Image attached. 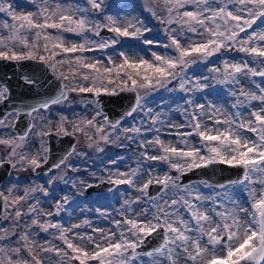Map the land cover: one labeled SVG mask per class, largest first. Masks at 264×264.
I'll return each mask as SVG.
<instances>
[{
	"label": "snow or ice",
	"instance_id": "6c2138e0",
	"mask_svg": "<svg viewBox=\"0 0 264 264\" xmlns=\"http://www.w3.org/2000/svg\"><path fill=\"white\" fill-rule=\"evenodd\" d=\"M88 5L87 8L79 6L73 8L57 3L53 7L48 0H44L43 7L36 5L35 13L18 15L12 4L7 3V0H0V13L18 22L12 24L8 21L0 22V28L8 30L7 33H0V58L16 61L38 59L45 63L57 79L61 80H68L69 75L75 79L79 75L80 79L88 81L91 76L93 87L73 89L81 93H94L97 97L102 92L115 95L117 89L120 92L133 93L134 103L123 114L125 118H135L134 114L144 111L145 97L150 92L158 88L168 89L173 82L178 84V90L181 92H202L208 87L207 83H202L199 79L187 78L185 70L191 64L217 56L222 50L227 52L234 49L244 53L248 59H241L239 62L223 60L222 67L211 69L221 73L222 79L218 80V83L238 86L242 79L256 76L264 80V0H144L147 11L168 26L165 32L169 42L158 44L159 47L166 49V52L157 54L154 51L151 53L152 60L144 58L137 60L130 59L129 54L122 51L118 54L119 63L109 57L106 64L98 60L86 62L87 57L81 54L113 47L121 43L120 38H135L148 45H152L154 41L141 39L147 28L138 20L121 22L108 16L103 24L90 21L87 15L93 11H102L103 0H88ZM101 29L113 34L108 41L97 43L84 35L92 33L99 37ZM49 30H55V34ZM63 33L81 36L83 43L66 47ZM188 34L197 35L199 40L193 39ZM29 37L32 38L31 45H29ZM40 41H43L42 48L45 53L43 55L38 54L41 49ZM10 44L12 47L9 46ZM20 45L29 48V51L17 53L13 50ZM61 53L64 55L57 60L56 57ZM257 63L260 65L259 68L251 66ZM73 64L75 68L71 67ZM58 65H69V73L61 71ZM79 69L87 70L88 74L81 75ZM105 80L107 85L112 86L111 88L104 84ZM98 81L100 84L96 86ZM25 83L35 86L37 82L25 77ZM141 90H144L143 96ZM257 91L258 95L255 92L249 95L242 88L239 89L240 94L249 101L259 102L258 105L253 106L258 110L252 111L247 121L239 119V113H233L231 118L220 120L217 116L223 113L214 104L211 102L202 104L186 97L185 103L198 111L189 114L188 124L179 126L190 127L191 131L176 132V135L182 137L180 143L185 147L165 144L159 135L142 145L145 148L143 155L146 160L167 163L171 169L181 175L214 164L242 168L243 179L230 183L260 186L258 194L256 188L249 187L250 198L253 200L249 208H243L232 200L231 203L239 211L238 213L235 210L229 211L224 207L222 200L218 201L219 193L216 196L204 195L196 186L180 185L179 176L173 177L165 173L162 177L152 176L138 190L147 198L151 207L141 209L133 218L124 216L121 221H117L116 227H123L125 231L112 230L106 233L103 229H94V232L100 233L99 240L93 236L74 233V230L79 229L81 225L64 228L61 224L51 221L41 224L39 220L32 219V214H40L38 201L37 204L29 207L26 213H22L17 208L8 216L18 222L22 215H28L31 224L38 226L41 231L47 233L50 229L56 230L62 246L57 248L49 242L50 246L43 247L41 251L55 253L56 257L61 258V264H65V258L71 260L73 264H134L141 255L163 257L159 264H178L180 259H183L185 264H261L264 262V87L257 85ZM8 92L7 86H0V101L7 99ZM231 95L235 96L236 92L233 91ZM65 98V92L61 91L60 95L42 101L38 107L33 106L31 111L48 109ZM205 110L212 123L211 127L203 122ZM151 113L152 110L148 109L147 114L151 115ZM102 116V113H96V117ZM96 117L82 120L80 124H86L90 128H95L97 133H103V127H96L99 123ZM103 118L105 124L114 132L120 131L121 120L111 121L107 117ZM64 119L61 117L59 131L63 135H69L63 125ZM158 121L157 114L152 120V125ZM12 126L0 120V127ZM76 131L86 134L87 130L74 124L73 132ZM146 131L159 133V129L152 126ZM123 132L140 133L141 128H125ZM41 134L49 135L47 132ZM192 135L199 137L198 146H193L187 139H183ZM99 138L101 141H108L109 136L102 134ZM19 139L24 141L26 135L21 134ZM0 144L10 147V163L11 157L17 155L16 149L21 147V144H16L13 139H0ZM151 148H158L162 154L148 155V150ZM44 151L47 152L48 149L45 148ZM75 151L76 149L72 147L59 162L50 166L49 171L65 165L67 157ZM21 159L25 157L21 156ZM43 160L47 163L48 157L44 156ZM28 163L34 169L40 167V159L37 157L32 158ZM138 170L137 168L132 169L130 173H119L121 178L110 182L134 187L133 178L137 176ZM154 184L160 186L159 199L148 195V188ZM217 187L226 189L228 185L219 184ZM168 190L173 192L170 198H166ZM6 191L7 195L4 191H0V205L5 208L8 207L9 202L11 205H17L20 204L21 199L27 202L30 198L29 190H25L22 198L13 197L12 188ZM31 191L34 192L35 189ZM41 191L43 192V189ZM64 200L66 201L67 197H64ZM206 202H210L211 206ZM135 203L139 204L140 200ZM125 205H129V202L125 201ZM62 208V203L57 204L56 211L48 215H58ZM124 211H130V205ZM243 214L248 216L245 224H241L239 220V215ZM8 216L5 218L7 219ZM84 223L88 224V221ZM16 226L19 224L17 223ZM69 233H74L71 239ZM153 234L162 235V245L154 251L138 252L145 238ZM12 235L16 233H9L8 229L0 230V242H3L0 244V264H43V258L37 256L33 250L35 245L29 239V232L20 235L18 246L5 247V244H11ZM83 241H87V246H81ZM217 249L223 254H217Z\"/></svg>",
	"mask_w": 264,
	"mask_h": 264
},
{
	"label": "rangeland",
	"instance_id": "374dc122",
	"mask_svg": "<svg viewBox=\"0 0 264 264\" xmlns=\"http://www.w3.org/2000/svg\"><path fill=\"white\" fill-rule=\"evenodd\" d=\"M14 6L16 14L35 13L37 11L36 5L43 7L44 0H7ZM53 7L57 3H62L65 6L73 8L79 6L80 8H87L88 0H48ZM108 16L118 19L121 22L137 20L147 28L143 32L141 39H151L154 41L152 45L142 43L141 40L135 38H120L121 43L104 50L86 51L81 54L87 57L86 62L101 61L107 63L109 57H112L116 63L120 62L118 54L125 52L129 54L130 59L144 58L152 60V52L157 54H164L166 49L161 48L158 44L168 43L169 39L166 35L165 29L167 25L160 22V20L152 16L144 7V0H103L102 11H93L87 15L90 21L97 24L106 22ZM8 21L10 24L18 23L11 20V17L0 13V22ZM137 26H140L137 24ZM175 27V25H173ZM7 29L0 28V33H7ZM55 34V30H49ZM89 39L95 40L97 43L108 41L110 38L96 37L92 33H85ZM193 39L199 40L195 34H188ZM64 45L70 47L72 44L79 45L83 43V38L74 33H63ZM32 43V38L29 37V45ZM41 49L39 55L45 54L43 52V41H40ZM12 47V45H9ZM90 47V45H86ZM51 48V45H49ZM17 53H26L29 48L20 45L13 48ZM64 54H59L56 59L59 60ZM219 57V58H218ZM241 59H248L244 53H239L236 50H229L208 58L207 61L197 62L191 64L185 71L187 78L199 79L202 83H207L208 87L202 92L197 93H184L178 90V84L173 82L168 86V89L158 88L150 92L145 97V109L143 112L134 114V117H127L120 124V131L114 132L110 127L105 124L104 118L106 114L101 110L100 103L94 93H81L79 87H93L91 76L88 81H83L79 75L73 79L69 75L68 80H62L63 86H67V98L62 100L57 105H51L48 109L40 110L32 113L33 124L29 133L26 135L24 141H20L19 136L12 127H0V139H13L16 144H21V147L16 149L17 155L11 157L12 166L10 175L1 186V191L7 195V189L12 188L13 197L22 198L25 190H29L30 198L25 202L21 199L20 204L9 205L5 208V216L3 223L0 225V230L8 229L9 233H16L11 236V244H5V247L18 246L20 235L24 232H29V239L34 247V252L37 256L43 258V264H61V258L56 257L55 253H44L41 251L43 247L54 245L59 248L62 246V241L57 237L59 233L50 229L45 233L40 230L36 225L31 224V219L28 215H22L17 222L8 214L16 211L17 208L22 213H26L27 209L34 204L38 203L39 215L32 214V219H37L41 224L46 221L61 224L64 228H71L72 225H81L79 229H75L74 233L78 232L82 236H93L95 239H101L100 233L94 232V229H103L106 233L112 230L117 232L125 231L123 227L117 228L116 222L121 221L124 216L129 218L135 217L141 209H148L151 205L148 203L147 198L142 196L138 191L142 188L143 184L147 182L152 176H164L167 173L173 176H179L182 180L181 174L169 167L167 163L162 161H148L144 157L145 148L142 145L147 144L159 135L160 139L165 144H172L177 147H185L180 143L182 137L176 135V132H189L190 127L180 128L182 124H188V116L194 109L193 106L185 103V98L195 99L199 103L206 104L211 102L220 109L223 115L217 116L218 119L223 120L226 117L231 118L233 113H239V119L247 121L250 113L258 108L253 107L258 105V101H249L239 92L242 88L244 92L249 95L257 91V85L264 87V80L260 77H248L242 79L240 85L220 84L217 81L222 79L221 73L211 71L216 67H222V61L228 60L230 62H239ZM257 68L260 65L257 63ZM61 71L66 74L69 73V65H58ZM75 68V65H71ZM78 72L88 74L87 70L79 69ZM206 78V80H205ZM120 83V81H116ZM98 81L96 86H99ZM107 85V81H104ZM1 86V85H0ZM111 88V85H107ZM190 86V85H189ZM177 89L172 91L171 89ZM118 90V89H117ZM116 90V91H117ZM235 91L236 95L231 93ZM141 95H144V90H141ZM187 108V112L185 109ZM151 109V115L147 114V110ZM103 114L102 117H96V113ZM159 115V121L152 125V120ZM61 117L65 118L63 121L64 128L68 133H73L77 136V141L74 145L76 149L70 156L67 157V163L62 165L59 169H53L46 173H36L35 169L28 163L32 158L37 157L40 159V164L44 162L43 157L47 156L45 148L48 149L46 135L44 132L60 133L59 125L61 124ZM97 118L99 123L96 127H103V133H97L95 128H90L86 124L81 125L82 120ZM16 119V114L11 113L5 120V124L13 125ZM203 122H206L209 127L212 126L211 121L208 119V112L205 110L203 115ZM80 125L85 128V132H73V125ZM149 126L159 129V133L146 131ZM175 126V127H173ZM125 128H141L140 133L123 132ZM107 134L108 141H101L100 135ZM252 135V134H249ZM193 146H198L200 141L199 137L192 135L183 137ZM98 149H103L102 151ZM10 147L0 144V162L3 160L9 161ZM158 148H151L148 150V155H159ZM24 156L25 159H21ZM115 161V163H114ZM139 169L137 176L134 177V187L128 185H117L115 190L109 193H100L88 198L85 197V190L90 185L100 184L102 182L114 181L119 177V173H130L132 169ZM173 176V177H175ZM255 179V177H253ZM50 181V182H49ZM182 185V184H180ZM206 182H194L182 186H196L198 190L204 195L212 194L217 197L218 201L222 200L224 207L229 211H237L232 200L236 201L241 207L249 208L253 203L250 198L249 187L256 188L257 194L260 191V186L257 184H233L225 188H215ZM35 189L34 192L31 190ZM43 189V192L41 191ZM44 193H47L45 195ZM161 192L155 198L159 199ZM183 194V193H181ZM172 190H168L167 197H172ZM67 197V200H64ZM140 200L139 204L135 201ZM125 201L129 202L130 211L125 212L124 209L129 207L125 205ZM63 204V208L58 215H48L56 211L57 204ZM211 206L210 202H206ZM223 210V209H219ZM8 216L6 219L5 217ZM149 219L151 213L149 212ZM185 218L187 216L185 215ZM141 219H143L141 217ZM241 224H245L248 220L247 214L239 215ZM88 221V224L84 222ZM154 222V221H153ZM17 223L19 226H16ZM90 225V226H89ZM74 233H69V238H72ZM78 242V241H74ZM3 244V242H0ZM81 246H87V241L81 242ZM139 252V251H138ZM142 253V252H141ZM217 254H223L217 249ZM51 257V259H49ZM163 259L158 255L148 257L141 255L134 264H159ZM65 264H73L71 260L65 258ZM178 264H185L183 259H180Z\"/></svg>",
	"mask_w": 264,
	"mask_h": 264
},
{
	"label": "water",
	"instance_id": "95a60500",
	"mask_svg": "<svg viewBox=\"0 0 264 264\" xmlns=\"http://www.w3.org/2000/svg\"><path fill=\"white\" fill-rule=\"evenodd\" d=\"M112 33L105 29H101L100 36L104 38L112 37ZM25 77H29L36 81V85L32 86L25 83ZM0 85L7 86L9 92L7 99L0 101V120H5L11 113L16 114V119L13 123V130L17 135H27L33 124L31 111L33 106L38 107L39 104L49 98H54L64 91L67 98V90L64 88L62 80L57 79L52 71L45 65L44 62L38 59H22L5 60L0 58ZM134 94L128 92H120L109 95L104 92L97 97L100 103L101 110L106 114V117L111 121L126 119L124 113L134 103ZM65 98V99H66ZM62 99V100H65ZM61 100V101H62ZM48 151L47 163H41L39 168H35L36 173L49 172L50 166L59 162L67 152L74 147L77 136L73 133L63 135L56 132H49L46 135ZM0 191L1 186L10 175L11 162L3 160L0 162ZM243 169L239 167H229L224 164H214L208 167L193 169L184 175H181L180 184L187 185L194 182H206L215 188L219 184L233 185L237 180L243 179ZM176 172H173V176ZM117 184L112 182H102L96 185H90L85 190V197L94 196L100 193H109L115 190ZM148 195L157 197L161 192L160 186L151 185L148 190ZM5 216V207L0 205V225L3 223ZM163 243L161 234H153L145 238V242L138 249L139 252L154 251ZM264 264V262H261Z\"/></svg>",
	"mask_w": 264,
	"mask_h": 264
},
{
	"label": "bare ground",
	"instance_id": "6f19581e",
	"mask_svg": "<svg viewBox=\"0 0 264 264\" xmlns=\"http://www.w3.org/2000/svg\"><path fill=\"white\" fill-rule=\"evenodd\" d=\"M4 121V120H3Z\"/></svg>",
	"mask_w": 264,
	"mask_h": 264
}]
</instances>
